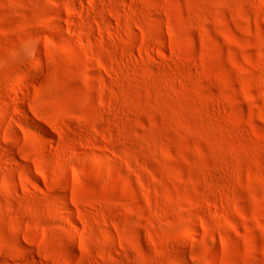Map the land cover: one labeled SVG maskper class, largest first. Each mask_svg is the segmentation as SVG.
Listing matches in <instances>:
<instances>
[{"label": "rangeland", "instance_id": "rangeland-1", "mask_svg": "<svg viewBox=\"0 0 264 264\" xmlns=\"http://www.w3.org/2000/svg\"><path fill=\"white\" fill-rule=\"evenodd\" d=\"M0 264H264V0H0Z\"/></svg>", "mask_w": 264, "mask_h": 264}]
</instances>
